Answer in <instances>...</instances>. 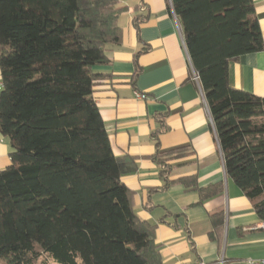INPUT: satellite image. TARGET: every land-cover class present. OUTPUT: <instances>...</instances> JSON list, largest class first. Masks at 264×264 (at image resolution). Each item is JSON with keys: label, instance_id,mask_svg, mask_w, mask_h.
Returning a JSON list of instances; mask_svg holds the SVG:
<instances>
[{"label": "trees", "instance_id": "obj_1", "mask_svg": "<svg viewBox=\"0 0 264 264\" xmlns=\"http://www.w3.org/2000/svg\"><path fill=\"white\" fill-rule=\"evenodd\" d=\"M169 1L225 173L264 220V98L229 84L230 63L263 50L253 0ZM125 10L119 0H0V133L10 147L0 264L160 263L155 227L122 182L135 159L113 154L93 99L103 77L93 68L121 44ZM177 182L199 190L194 177ZM199 191L205 200L221 188ZM211 222L217 233L222 217Z\"/></svg>", "mask_w": 264, "mask_h": 264}, {"label": "crops", "instance_id": "obj_2", "mask_svg": "<svg viewBox=\"0 0 264 264\" xmlns=\"http://www.w3.org/2000/svg\"><path fill=\"white\" fill-rule=\"evenodd\" d=\"M119 6L126 8L118 20L122 42L108 48V64L93 68L103 76L95 83L93 99L113 154L135 159L136 172L122 182L136 216L155 227L159 264L263 260V219L225 173L170 1L119 0ZM253 7L263 50L230 63L229 84L264 98V0H253ZM135 91L147 100H136ZM9 154L8 140L0 133V171L9 166ZM160 155L164 167L155 162ZM189 177L199 190L220 185L221 191L203 200L199 190L177 182ZM216 216L223 220L217 233L211 222Z\"/></svg>", "mask_w": 264, "mask_h": 264}, {"label": "built area", "instance_id": "obj_3", "mask_svg": "<svg viewBox=\"0 0 264 264\" xmlns=\"http://www.w3.org/2000/svg\"><path fill=\"white\" fill-rule=\"evenodd\" d=\"M192 71H193V69H192ZM192 79L194 81H196V82L199 81L198 80V77L196 76V74H195L194 71H193V77H192ZM0 89H1V86H0ZM134 97H135L136 100H139V101H146L147 100L146 94H142V93H139L137 91L134 92ZM202 97L204 99V95L203 94H202ZM259 226H260L261 229H264V220L259 224ZM198 264H204V263H198ZM217 264H224L223 258H221L220 260H218ZM247 264H264V259L263 260H256V261L255 260H248L247 261Z\"/></svg>", "mask_w": 264, "mask_h": 264}, {"label": "rangeland", "instance_id": "obj_4", "mask_svg": "<svg viewBox=\"0 0 264 264\" xmlns=\"http://www.w3.org/2000/svg\"><path fill=\"white\" fill-rule=\"evenodd\" d=\"M51 264H56V263H53V262H50Z\"/></svg>", "mask_w": 264, "mask_h": 264}]
</instances>
